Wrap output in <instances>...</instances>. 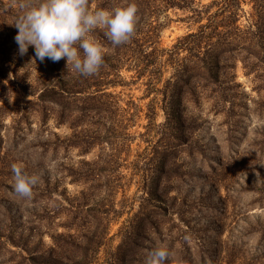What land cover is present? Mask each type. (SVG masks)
<instances>
[{
  "label": "rangeland",
  "instance_id": "rangeland-1",
  "mask_svg": "<svg viewBox=\"0 0 264 264\" xmlns=\"http://www.w3.org/2000/svg\"><path fill=\"white\" fill-rule=\"evenodd\" d=\"M195 1L197 7L211 0ZM36 3L0 0V264H28L33 248L38 264L83 260V250L47 256L50 235L59 233L80 245L85 235L102 239L87 264H146L157 247L168 250L166 264H264V59L245 62L235 42L234 58L214 64L206 58L215 69L212 78H190L183 98L176 91L171 104L164 92L173 67L166 65L155 79L141 47L150 50L154 28V44L169 49L205 24V16L177 6L136 15L135 32L124 43L130 50L102 47L99 71L83 80L63 58L55 62L61 67L56 73L40 70L34 46L20 55L14 23ZM253 4L241 1L239 24L245 29L259 22L263 45L256 51L262 57L264 2L261 10ZM97 7L92 0L89 8ZM60 86L84 89L82 96L106 92L101 111L80 118L72 111L59 119L61 107L47 104L53 113L43 126L42 105L34 101L45 87ZM44 141L48 148L35 158ZM154 148L158 166L145 183ZM166 151L172 152L163 165ZM109 155L111 167L104 163ZM13 164L39 177L31 197L15 192ZM140 211L149 217L138 229L132 221Z\"/></svg>",
  "mask_w": 264,
  "mask_h": 264
},
{
  "label": "trees",
  "instance_id": "trees-1",
  "mask_svg": "<svg viewBox=\"0 0 264 264\" xmlns=\"http://www.w3.org/2000/svg\"><path fill=\"white\" fill-rule=\"evenodd\" d=\"M96 1H98L97 8H104V9H112L119 6H126L128 3H135L137 7V15H141V17H144L149 14L150 15L154 14L156 10L171 6L188 8L192 10L201 20L203 16L206 17L207 22L205 24H201L200 26H198L197 30L188 32L185 35L179 37L176 43L173 44L172 47L169 49L158 48L154 44L156 42L155 40L156 34L154 33L155 31L154 28L150 29V50L149 51L143 50V47H141V51L144 56L150 55V66L154 69L153 70L154 73L152 75H154L155 79H160L162 77L164 72L163 69L166 65H170L173 67L174 72L171 78L174 76V78H177L178 81L172 82L171 78L167 79V82L169 83V88H167L166 91L164 92L166 98L167 97L170 98L171 104L173 101V97L175 95L174 92L180 91V95L178 96L177 94V97L179 99L183 98L187 90L186 88L187 80H189L192 77H196L197 75H205L206 78H212L213 71L215 70L212 64H214L217 60H219L223 56H224L223 57L224 60H230L234 58V56H232L233 48L231 47L235 42L239 43L242 49L245 51L246 53V57L244 59L245 62L247 61L250 62L251 59L253 63H257V62H261L264 59V55L260 57L259 52L256 51V47H260L263 45L262 43L263 31L260 29L259 22L258 24L254 23L250 27H247L245 29H243L239 24V11L242 9L241 8L242 0H211L210 3L207 4L200 3L197 7H195L196 4L195 0H96ZM252 1L254 2L253 4L254 10L262 9L263 7L262 3L264 2V0H252ZM91 2L92 0H88V6H90ZM212 7L213 8L216 7V9L213 12H211ZM256 16H258L259 19H262L260 15L256 14ZM150 28H152L151 22H150ZM89 35L96 42H98L103 48L114 46L117 47V51L118 48H124L130 50L129 46H124L125 45L124 43L119 45L113 44L111 40L107 37L106 29L104 28L98 27L92 30V32H90ZM213 39H216V41L213 42ZM182 52H186V53L185 55L180 57ZM132 57L133 59H138L137 56L135 55ZM172 58H178L179 60L177 63H174ZM206 58H208L209 62H211L212 64L210 65L204 64L206 62L205 61ZM40 63L41 64L39 66V69L46 73H49L50 70L53 73H56V71H59V69L61 68L60 67L56 69V66H58V64H56L55 62L53 63L52 60L50 61V59L47 58H45V60ZM69 68H71V65ZM79 76L83 80H87V78L93 77L91 75L84 76L81 74H79ZM98 79H100V77L97 78V80H94V83L96 81L97 83H99ZM94 85L96 87L99 86L98 84H94ZM100 90L101 89H97L87 95L82 96L78 93L84 92L85 91L84 89L83 91L77 90L73 92V91L65 90V88H63L62 86H60L59 89H56L54 87H50V88L45 87L38 94L36 101H34V103L38 104L39 106L42 105L41 106L42 115L40 118V123L43 124V126H45L47 117L50 116V113H53L52 109L44 107L47 104L58 105L61 107L58 114L59 119L65 117L67 112L72 113V111L78 112V115H80L78 116L79 118L83 117L84 115L90 116L91 113L93 112L95 113L100 112L103 106V102H101L99 98L105 96L106 93V92H102L98 94ZM262 144H264V142H262ZM39 147L42 151L35 158H37L38 156L41 157V155L45 153L46 148H48V142L44 141L40 143ZM111 149H115V147H112ZM170 152L172 151H166V154L163 156L162 159L163 161L160 162L161 164L164 163L165 159L167 162H169L168 154ZM158 153L159 152L156 150V148H154L152 156L151 158H149L148 166H150V173H146L143 176L144 177L143 180L145 181V183L147 182L148 177L151 178L154 175L152 174L155 171L154 167L158 166V162L156 163V157L158 156ZM112 155H109V159L104 161V163H106L107 166L110 165V167L112 164L111 162ZM146 171H149V168H146ZM157 180L160 181L158 186L161 185L162 177L158 178ZM72 208H76V207L72 206ZM146 214L147 212L143 213V211L136 213L134 215L135 222L132 221L133 225L135 226V224L137 223L136 227L140 229L139 225L142 224L145 218L144 215ZM148 217L149 216L146 215V218ZM36 218H39V216H36ZM50 237L52 239V244L49 245V247H47V252H48L47 256H49V254L52 256L54 252L63 253L69 249L75 250L78 255V252L80 250H83V255H84L82 256L83 260H81L80 262H74L73 264H87V262H89L90 255L96 254V252L99 250L100 246L102 245L101 242L102 239L100 240L99 238L98 240L95 241L93 240L94 237H91L87 240L88 235L84 236L86 241L82 245L76 242V239H74L73 236H71V234H62V233L51 234ZM30 252H36V253L30 255L28 264H38L36 256L39 253V250L37 251L36 248H33L32 250H30ZM112 257L114 258L115 256L113 255ZM113 261L115 260L113 259ZM45 263L49 264L48 262Z\"/></svg>",
  "mask_w": 264,
  "mask_h": 264
},
{
  "label": "clouds",
  "instance_id": "clouds-1",
  "mask_svg": "<svg viewBox=\"0 0 264 264\" xmlns=\"http://www.w3.org/2000/svg\"><path fill=\"white\" fill-rule=\"evenodd\" d=\"M135 3L112 9H90L88 0H38L15 21L14 37L21 56L34 46L35 59L58 62L84 76L96 74L103 63V49L89 33L100 27L115 45L129 41L135 32ZM34 59V60H35ZM14 190L23 198L32 195L37 175L26 174L21 166L12 165ZM169 252L157 247L148 252L146 264H166Z\"/></svg>",
  "mask_w": 264,
  "mask_h": 264
}]
</instances>
